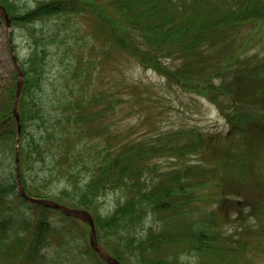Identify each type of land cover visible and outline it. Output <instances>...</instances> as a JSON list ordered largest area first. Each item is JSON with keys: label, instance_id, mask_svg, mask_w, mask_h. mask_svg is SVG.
<instances>
[{"label": "trees", "instance_id": "trees-1", "mask_svg": "<svg viewBox=\"0 0 264 264\" xmlns=\"http://www.w3.org/2000/svg\"><path fill=\"white\" fill-rule=\"evenodd\" d=\"M22 1L0 0L12 25L32 39L20 62L19 147L17 78L0 100V264H48L54 243L79 246L82 238L90 263L106 264L87 225L19 195L17 154L26 194L89 212L99 245L121 264H249L264 240V50H251L257 45L246 33L264 32V0H44L31 10ZM80 15L108 49L215 105L228 132L179 128L125 143L107 135L91 155L84 139L104 111L95 113L86 98L51 117L40 95L55 40L34 29ZM39 168L46 175L34 176ZM53 183L63 185L57 194ZM108 193L122 198L104 216Z\"/></svg>", "mask_w": 264, "mask_h": 264}, {"label": "rangeland", "instance_id": "rangeland-1", "mask_svg": "<svg viewBox=\"0 0 264 264\" xmlns=\"http://www.w3.org/2000/svg\"><path fill=\"white\" fill-rule=\"evenodd\" d=\"M41 1L44 0H24L20 4L31 10ZM34 29L38 35L53 36L55 40L50 44L47 81L40 95L51 117L58 118L62 112L61 105L74 104L86 98L94 100L95 113L104 111L95 116L89 140L84 139L91 155L104 149L107 135L125 143L149 139L179 128H198L207 133L228 132V126L215 105L170 87L158 73L108 49L101 34L86 17L72 18L67 25L52 19L37 23ZM246 35H250V41L257 45L254 47L253 44L251 50H264V32L249 31ZM31 48L28 30L13 25L8 29L0 11V100L5 89L17 78L13 56L24 62ZM107 101L115 102L113 109L107 110ZM45 173L39 168L34 176L43 177ZM62 189L63 185L52 184L53 193L57 194ZM121 198V193H108L102 199V215H110ZM13 199L16 200V208L25 212L18 198ZM54 218L64 228L68 227L69 221L58 215ZM81 222L87 223L83 219ZM78 242L79 246L69 239L54 243L46 253L48 264H91L84 255L85 238ZM260 244L258 246L255 242L253 251H256L248 257L249 264H264V240Z\"/></svg>", "mask_w": 264, "mask_h": 264}, {"label": "water", "instance_id": "water-1", "mask_svg": "<svg viewBox=\"0 0 264 264\" xmlns=\"http://www.w3.org/2000/svg\"><path fill=\"white\" fill-rule=\"evenodd\" d=\"M4 19L6 21L7 27L10 28L11 20H10V18H9V16H8V14L6 12L4 13ZM16 65H17V62H16ZM17 69H18V73H19V76H20V80H19V84H18L17 99H16V103H15V107H14V116H15V118L17 120V123H18V136L20 137L21 127H20V118H19V114H18V101H19L20 94H21V89H22V86H23V73H22V71H21V69L19 68L18 65H17ZM18 166H19V161L17 160V171H18V180H19V185H20V192H21V195L28 202H30L32 204H39V205L47 207V208H52V209L58 210V211L62 212L63 214H65L68 217H73V218L80 219V220L83 219L85 222H87L89 224V226L91 228L90 244H91V247L93 248V250L107 264H120L115 258H112L111 256L103 253L101 251V249L99 248L94 221L92 220L91 216L87 212H84V211H81V210L70 209L68 207L59 205V204H57V203H55L53 201L36 200V199L29 198L26 195L24 189L22 188V186L20 184L19 167Z\"/></svg>", "mask_w": 264, "mask_h": 264}]
</instances>
